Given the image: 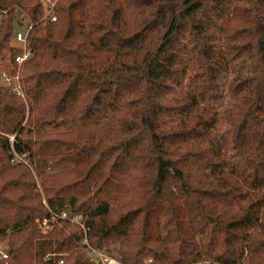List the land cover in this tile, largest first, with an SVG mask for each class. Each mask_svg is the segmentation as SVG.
Masks as SVG:
<instances>
[{"label":"trees","instance_id":"1","mask_svg":"<svg viewBox=\"0 0 264 264\" xmlns=\"http://www.w3.org/2000/svg\"><path fill=\"white\" fill-rule=\"evenodd\" d=\"M18 11L0 264H264V0H0V70Z\"/></svg>","mask_w":264,"mask_h":264},{"label":"built area","instance_id":"2","mask_svg":"<svg viewBox=\"0 0 264 264\" xmlns=\"http://www.w3.org/2000/svg\"><path fill=\"white\" fill-rule=\"evenodd\" d=\"M55 2L50 5L49 8L46 7L45 10V15L44 18H50L52 20H55L56 14H55ZM31 25H27V28L25 30H15L14 31V38L16 41H18L19 45L16 47L19 49L17 54L15 55V65L10 68H3L0 70V77L3 81V85L5 86L6 89H9L13 91L14 93L21 95L23 97H26V91L24 88L23 80H22V68L24 65V62L32 55V49L29 46L28 43V34L30 31ZM19 46V47H18ZM11 143L14 142L15 140V134H10L9 135ZM13 146V145H12ZM14 149V147H12ZM16 160H25L29 161L26 159L25 155H17ZM58 216L62 217H69L70 219L80 222L86 231V226L82 222L81 215H70L68 211H63L62 214L58 213H53L52 218H43V219H37L41 227H45L44 230L49 229L51 225V221L55 220ZM83 243H85L87 246H89V249L91 252L94 254V258L99 259V261L102 264H124L123 262L119 261L113 256L108 255L107 253L97 250L93 248L89 242L87 236L83 239ZM49 254L48 256H50ZM63 260H61L62 262Z\"/></svg>","mask_w":264,"mask_h":264},{"label":"rangeland","instance_id":"3","mask_svg":"<svg viewBox=\"0 0 264 264\" xmlns=\"http://www.w3.org/2000/svg\"><path fill=\"white\" fill-rule=\"evenodd\" d=\"M43 4H44V8L46 10V7L49 8L51 4L54 3V0H42ZM16 23H15V30H25L27 28V25H28V22L27 20L23 17V14L20 13L19 11L17 12V15H16ZM19 45L18 41H16V39L14 38V35L11 39V45H14L15 47L17 45ZM19 47V46H18ZM230 78V76L226 77L223 79L222 81V84L224 85V87H226V84H227V81L228 79ZM0 87L2 88H5V86L3 85V81L0 77ZM6 89V88H5ZM35 171V169H34ZM36 174V173H35ZM37 179L39 180V177L36 175ZM38 221V220H37ZM45 228V227H44ZM43 227L40 226V229L42 231H47V230H44ZM88 249V253L94 257V254L91 252V250L89 249V247H87ZM11 244L7 241V240H0V257H3L4 259H7L10 255V252H11ZM8 263V262H7Z\"/></svg>","mask_w":264,"mask_h":264},{"label":"water","instance_id":"4","mask_svg":"<svg viewBox=\"0 0 264 264\" xmlns=\"http://www.w3.org/2000/svg\"><path fill=\"white\" fill-rule=\"evenodd\" d=\"M97 261L100 262L99 259H97Z\"/></svg>","mask_w":264,"mask_h":264}]
</instances>
